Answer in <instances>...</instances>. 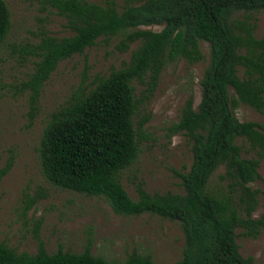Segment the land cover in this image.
Returning <instances> with one entry per match:
<instances>
[{
    "label": "trees",
    "instance_id": "16d2710c",
    "mask_svg": "<svg viewBox=\"0 0 264 264\" xmlns=\"http://www.w3.org/2000/svg\"><path fill=\"white\" fill-rule=\"evenodd\" d=\"M41 5L64 17L74 34L57 38L44 33L36 44L22 49L36 59L21 86L28 92L30 121L44 84L60 62L82 54L100 38L121 36L124 51L138 43L126 65L99 77L51 115L38 148L44 177L61 189L103 199L117 215L149 214L178 222L184 247L173 264H252L239 253L235 230L254 238L264 228V215L251 217L258 194L251 184L260 179L264 126L240 122L233 110L242 104L264 115V40L255 39L252 28L233 22L232 16L264 10V0H41ZM151 25L163 28L138 29ZM10 29V10L0 0V44ZM200 42L208 43L210 59L200 81L198 109L189 96L178 122L167 128L170 135L184 134L191 143L192 163L180 175L183 193L150 194L138 183V197L132 199L119 177L139 154L141 126L135 130L133 118L167 65L202 60ZM243 142L257 158L242 156ZM11 166L10 161L0 167V182ZM219 166H224L223 179L237 202L231 194L207 191ZM38 244L31 255L0 243V264H156L137 254L123 262L108 261L88 248L48 253L41 241Z\"/></svg>",
    "mask_w": 264,
    "mask_h": 264
},
{
    "label": "rangeland",
    "instance_id": "374dc122",
    "mask_svg": "<svg viewBox=\"0 0 264 264\" xmlns=\"http://www.w3.org/2000/svg\"><path fill=\"white\" fill-rule=\"evenodd\" d=\"M4 1L10 10L11 29L0 44V167L10 161L12 166L0 182V243L17 253L31 255L41 241L48 253L59 249L81 253L88 248L92 255L108 261L123 262L129 255L137 254L156 264L175 263L184 247L178 222L149 214L117 215L99 197L52 185L40 164L38 148L51 115L66 106L78 91L93 87L99 77L126 65L138 43L130 44L124 51L119 45L121 36L100 38L82 54L60 62L44 84L37 112L30 121L28 92L22 91L21 86L33 72L36 59L26 56L22 49L36 44L44 33L57 38L74 33L66 19L56 10L43 7L41 0ZM232 21L245 23L252 28L255 39L264 40V10L235 13ZM162 28L151 25L138 29L159 32ZM200 51L203 58L196 63L181 59L167 65L152 96L142 102L133 118L135 130L141 126L139 154L119 177L132 199L138 197V183L150 194L183 193L180 175L192 163L191 143L184 134L170 135L167 128L178 122L189 96L193 109H198L200 81L210 59L208 43L200 42ZM140 90L139 87L137 92ZM229 93L234 95L232 89ZM233 114L240 122L264 126V115L246 105L236 107ZM243 143L242 156L257 158L249 144ZM224 173V166L217 167L209 178L207 191L215 196L231 194L237 202L229 181L223 179ZM258 173L260 179L251 184L258 191L253 219L264 215V159L260 160ZM235 233L241 256L250 258L252 264H264V228L254 238L245 236L240 228Z\"/></svg>",
    "mask_w": 264,
    "mask_h": 264
}]
</instances>
